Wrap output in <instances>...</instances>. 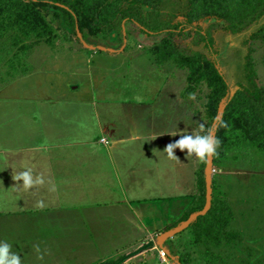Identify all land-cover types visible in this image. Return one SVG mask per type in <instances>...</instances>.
Here are the masks:
<instances>
[{
    "label": "rangeland",
    "instance_id": "1",
    "mask_svg": "<svg viewBox=\"0 0 264 264\" xmlns=\"http://www.w3.org/2000/svg\"><path fill=\"white\" fill-rule=\"evenodd\" d=\"M256 6L0 0L1 170L12 134L6 113L52 106L53 88L59 106L80 96L72 106L97 111L122 108L123 92H152L139 106L165 111L174 132L211 129L220 140L205 162L175 149L177 157L161 163L174 182L183 175V193L176 186L128 210L112 202L89 208L94 228L76 227L84 222L75 215H47L45 259L30 264H264V30L252 34Z\"/></svg>",
    "mask_w": 264,
    "mask_h": 264
},
{
    "label": "crops",
    "instance_id": "2",
    "mask_svg": "<svg viewBox=\"0 0 264 264\" xmlns=\"http://www.w3.org/2000/svg\"><path fill=\"white\" fill-rule=\"evenodd\" d=\"M61 88L68 90L64 84ZM56 92L53 88L46 95L55 98L52 106L6 113L12 134L9 158L0 168V241L9 242L10 251L28 261L21 264L45 259L47 215H75L84 222L75 219L76 227L94 228L95 214L89 208L112 202L119 210H128L139 200L174 193L173 187L181 193L189 188L183 175L174 182L168 166L161 164L172 159L166 146L184 131L174 132L175 123L166 121L165 111L150 104L139 106L141 100L152 102V92L130 97L123 92L122 108L100 111L72 106L78 105L80 96H68L69 106L61 107L63 97ZM183 124L181 120L176 125ZM23 170H31L35 181L27 189L16 179Z\"/></svg>",
    "mask_w": 264,
    "mask_h": 264
},
{
    "label": "clouds",
    "instance_id": "3",
    "mask_svg": "<svg viewBox=\"0 0 264 264\" xmlns=\"http://www.w3.org/2000/svg\"><path fill=\"white\" fill-rule=\"evenodd\" d=\"M189 97L195 98V94L190 93ZM203 127L204 125L201 124L200 128ZM170 135H177V133ZM137 138L135 135L133 136V139ZM219 145L220 140L213 135L211 129L206 130L203 134L193 130L191 133L185 131V134H181L179 139L169 143L164 151L169 157H177L174 153L175 149L186 150V156L194 155L199 161L205 162L213 155L218 154ZM16 179L22 181V187L25 189L35 182L31 170L20 171ZM11 248L12 245L9 242L0 241V264H21V257L16 252L10 251Z\"/></svg>",
    "mask_w": 264,
    "mask_h": 264
},
{
    "label": "trees",
    "instance_id": "4",
    "mask_svg": "<svg viewBox=\"0 0 264 264\" xmlns=\"http://www.w3.org/2000/svg\"><path fill=\"white\" fill-rule=\"evenodd\" d=\"M32 1H37V2H48V1H52V0H32ZM252 14H254L255 19L252 22V25L254 26V32H252V34L256 35V34H260L263 30H264V0H257V6L256 8H252L251 12ZM248 92L251 95V98L253 101H255L257 103V105L260 104L261 99H260V95H259V91L256 88V86L253 85L252 90H248Z\"/></svg>",
    "mask_w": 264,
    "mask_h": 264
}]
</instances>
